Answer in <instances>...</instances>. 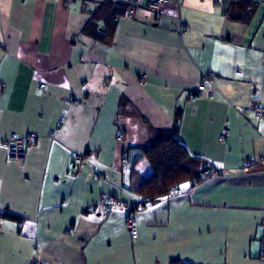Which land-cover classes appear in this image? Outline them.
<instances>
[{"label": "crops", "instance_id": "0c3cea01", "mask_svg": "<svg viewBox=\"0 0 264 264\" xmlns=\"http://www.w3.org/2000/svg\"><path fill=\"white\" fill-rule=\"evenodd\" d=\"M130 1L0 0V137L35 138L21 165L0 147V264H262L264 117L243 110L264 106V0L158 15L136 0L135 20L113 19ZM203 81L209 96L190 99ZM160 131L210 171L145 202L131 176L151 174Z\"/></svg>", "mask_w": 264, "mask_h": 264}, {"label": "trees", "instance_id": "16d2710c", "mask_svg": "<svg viewBox=\"0 0 264 264\" xmlns=\"http://www.w3.org/2000/svg\"><path fill=\"white\" fill-rule=\"evenodd\" d=\"M234 5L237 8L238 17L233 20L247 24L253 9H248L249 4L243 1H237ZM124 11L125 7L121 14ZM120 15H114L113 19ZM143 157L151 168V174L143 178L137 173H132L129 190L143 197L145 202H153L169 194L172 188L186 181H190V188H193L210 171V168L200 158L189 156L174 134L168 131L156 133L149 147L143 152ZM1 217L19 221V218L7 213ZM170 264L183 263L173 260Z\"/></svg>", "mask_w": 264, "mask_h": 264}, {"label": "built area", "instance_id": "2783aa9c", "mask_svg": "<svg viewBox=\"0 0 264 264\" xmlns=\"http://www.w3.org/2000/svg\"><path fill=\"white\" fill-rule=\"evenodd\" d=\"M39 1H45V0H39ZM64 5L66 7H70L71 5L74 6H79L81 7L83 3L85 2H90L91 0H63ZM173 3H181L182 0H170ZM221 0H216L217 3H219ZM167 3V0H148L147 4L144 6V8L153 13V14H160L163 6ZM140 5L136 0H131L128 2L125 6V11L123 12L122 15L116 16L115 20H128L132 21L136 19L135 16V11L137 8H139ZM186 28L181 27L180 28V33L183 34L185 32ZM207 79V78H205ZM204 79V80H205ZM3 90V85L0 84V92ZM209 93L205 91V83L204 81L201 82L196 90V93L194 95L189 96L190 99L194 97H208ZM244 114L247 113H253L258 117H264V106H260L259 104H254L251 108H247L243 110ZM229 136V129L228 127H224L222 132L219 135L218 141L220 143L225 142L227 137ZM123 135L122 134H117L116 140L117 142H122L123 141ZM35 144V138L32 135H28L25 137H18L14 134L10 135L6 139H2L0 137V147L4 150L5 152V157L8 162L14 163L16 165H21L24 161L25 158V150L27 147L34 146ZM123 160L126 159L125 156L122 158ZM82 161H85L84 158L81 157H76L73 161L75 165L80 164ZM253 166L252 161H245L244 162V168H250ZM215 174V172H212ZM95 177L102 178L101 175H95ZM171 193H177V189L174 187L170 190ZM98 206L103 209L104 211H108L112 206H121L120 203L114 202L113 200L109 199L108 201L105 199H101L98 203ZM134 208H127L128 217H127V229L130 233V236L132 239H136L138 236V231H137V224L135 220V213L133 212ZM260 230H261V239H260V261L262 264H264V220L260 224Z\"/></svg>", "mask_w": 264, "mask_h": 264}, {"label": "snow or ice", "instance_id": "6c2138e0", "mask_svg": "<svg viewBox=\"0 0 264 264\" xmlns=\"http://www.w3.org/2000/svg\"><path fill=\"white\" fill-rule=\"evenodd\" d=\"M184 187H187V185H184Z\"/></svg>", "mask_w": 264, "mask_h": 264}]
</instances>
